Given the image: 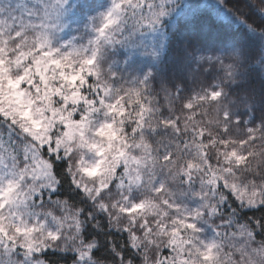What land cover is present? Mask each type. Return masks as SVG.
Returning <instances> with one entry per match:
<instances>
[{
  "label": "snow or ice",
  "instance_id": "obj_1",
  "mask_svg": "<svg viewBox=\"0 0 264 264\" xmlns=\"http://www.w3.org/2000/svg\"><path fill=\"white\" fill-rule=\"evenodd\" d=\"M0 264H264V0H0Z\"/></svg>",
  "mask_w": 264,
  "mask_h": 264
}]
</instances>
